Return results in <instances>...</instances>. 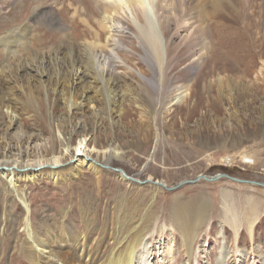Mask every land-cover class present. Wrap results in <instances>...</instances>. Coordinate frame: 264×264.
I'll return each instance as SVG.
<instances>
[{
	"label": "rangeland",
	"instance_id": "1",
	"mask_svg": "<svg viewBox=\"0 0 264 264\" xmlns=\"http://www.w3.org/2000/svg\"><path fill=\"white\" fill-rule=\"evenodd\" d=\"M37 1L17 0L0 8V96L10 98L18 114L10 120L7 108L0 105V161L45 162L62 155L61 170L75 164L74 155L81 145L85 150V142L114 152L106 164L103 154L86 150L102 163L99 172L83 167L58 178L49 173L30 180L23 176L15 187L2 183L0 176V264H34L27 250L36 238L60 244L70 240L79 255L81 248L94 250L102 237L100 254L106 256L121 207L127 213L152 214L136 264H264V186L226 177L174 190L137 182L153 179L173 187L200 174L227 173L264 183V0H251L249 10L243 8L257 12L243 31L217 39L209 1L192 0L187 12L179 1L170 2L176 39L159 103L152 86L159 83L158 77L135 52L120 54L127 66H98L105 79L117 78L115 91L104 81L93 80L92 85L88 79L83 86L64 90L60 81L70 82L69 67L77 57L73 43L90 38L92 29L78 18L63 28L37 19L40 10L43 16L56 13L64 20L74 12L68 8L70 0H43L37 12ZM71 1L85 8L93 22L98 9L94 0ZM191 25L201 36L193 34ZM34 38L40 46L33 44L28 52ZM68 43L73 45L71 56L53 55ZM33 54L38 56L37 70L21 71L20 61L25 64ZM184 89L187 96L175 103L174 96ZM83 93L90 100L83 99ZM72 102L76 107L69 105ZM113 168H122L134 181L124 180ZM252 206L259 220L250 235L243 217ZM179 207L184 213L180 224L175 219ZM196 208L203 209L206 218L199 224L191 218ZM225 211L236 213L238 221L228 222ZM183 225L196 233L190 249L184 244ZM234 227H241L237 237Z\"/></svg>",
	"mask_w": 264,
	"mask_h": 264
},
{
	"label": "bare ground",
	"instance_id": "2",
	"mask_svg": "<svg viewBox=\"0 0 264 264\" xmlns=\"http://www.w3.org/2000/svg\"><path fill=\"white\" fill-rule=\"evenodd\" d=\"M12 1L15 2L17 0L1 1L0 8L5 6L10 7L12 5ZM94 1L98 9L95 15L93 16V22L89 21L88 18L89 15L84 10L85 8L81 9L80 5L76 1L72 2L70 0L68 4V8L69 7L74 8V12L70 20H64V18L61 15L59 16L56 13L46 14L43 16L42 10H40V8L43 7L42 5L43 0H38L36 3L37 6L35 5L36 11L37 12L38 10L41 11L37 13L36 18L38 19L42 17L43 21H45V23L48 22L49 25H53V26L57 25L58 27L63 28L64 26L66 27L68 25H73L71 21H75V19L78 18L81 22L91 26L92 36L90 38L88 37L84 38L85 40L79 44H75L73 43V41L71 42L74 44L75 51L77 52V57L76 59H74L75 64H71V67H69L70 70L72 71L70 82H67L65 80L60 81L61 85L64 87V90L65 87L75 88L77 86L78 87L83 86V84L86 83L87 81L88 82L91 81L92 84L93 80H95V82L96 80H99V83L100 81L101 82L104 81V84L106 83V86L109 89L115 91V88L119 85V81L116 80L117 78L105 79L104 73H102V75H99L98 66L101 63H103L106 66L109 65L111 68L116 67L118 64L127 66L124 58L120 54L123 53L127 55L128 53L135 52L140 56V58L143 61H145V63L146 62L148 63L147 65L148 67L151 68L150 70L156 73L155 75L156 78L158 77L159 83L158 84L157 82L152 83L153 84L152 86H154L155 93L157 95V99L159 103L163 96V87L161 82H163V80L165 79L164 77L166 75V72L170 68L171 65L170 61L172 59L171 56L172 42L176 39V37H174L175 33H173L172 31L173 27H171L172 13L169 7V3L174 0H94ZM177 1H179V4L182 5L180 9H182L183 12H187L189 8L194 4L193 3L192 5H190V2L192 0H177ZM196 1H202V2L205 1L206 3L209 2L211 3V7L213 10V15L210 19L212 23L211 26L213 28L212 35L216 39L217 37L220 36L222 37L223 35L232 38L234 34L236 35V32H238V30L242 29L243 31V29L249 26L246 24V20L254 18V16L257 15L256 11L255 12L252 11L253 9L248 12L243 11V8L245 9V7L249 10V6H251V0H196ZM190 19L192 21H196L197 18L195 16L190 15ZM191 27L194 35L201 36L199 30H196L195 27H193V25H191ZM26 28H23L22 31L21 30L20 31L22 33L25 32L26 34L28 32L26 31L27 30ZM239 38L240 37H238V39ZM34 39L35 40H33V42L31 43L30 48L29 46H27L26 48L28 52L32 50L31 48L33 44L35 48L40 46V40H38V38L37 39L34 38ZM129 44H134V46H137V50L131 48ZM63 46H64L63 48L62 46L57 48L54 51L53 55L56 56L57 58L60 55L61 56L60 59H63L66 56L68 57L71 56L72 54L70 53V50L71 49L73 50V45L72 44L69 45L68 43L67 45H63ZM78 53L82 55L81 58L79 57ZM50 56L51 55L45 58L46 62H50L51 59ZM37 57H38L37 54H33L30 60L25 61V64L23 61H20L19 66L22 63V65L20 66L21 71H28V69L37 70V67L34 65L37 64L34 63L38 59ZM45 59L41 58V62L43 63V60ZM90 62H93V65H90ZM197 65L199 64L198 63L193 64L194 71L196 70ZM263 69H264V64L262 70ZM99 76L101 78H99ZM59 93L62 94L61 91H59ZM187 93H188V89H184L176 93V95L173 98L175 99V103L182 102L184 98L187 96ZM84 94L85 93L82 94L83 99L90 100V98L86 96V94L85 95ZM11 101L12 100L7 96L4 95L0 96V105L2 107L7 108V112L11 115L10 120L14 121V118H17L18 114L14 109L13 105L11 104ZM69 105H71L72 107H76L75 102L74 103L72 102ZM11 125H12V121H10L9 123V126ZM68 142H66L65 153L70 151ZM81 146L80 148L77 149L79 153L77 152V154L74 155V157L76 158L75 164L71 165L67 169L64 168L59 170L60 167L63 166V163L61 161L62 155L54 156L53 158L48 159L45 162H41V161L33 162L31 160H16L13 164L9 165L5 161L3 162L0 161L1 181L7 186L11 185L12 187L13 186L15 187V183L21 180L23 176H25L24 180L26 179L30 180L32 175L41 176L42 174L49 173L48 175L57 176L58 178L62 175L63 176L67 175L69 171H80L83 167H88L90 169H93L95 172H99L103 169V166L101 165L102 163L98 162L91 154L92 153L103 154V156L106 157V161H107L106 164H109L108 161L111 159L110 156H112L114 152L112 149L109 148L100 149L96 146L90 147L88 142H85L84 144L85 150L82 151ZM86 150L91 154L90 153L88 154ZM120 177H122L124 180H128L122 174H120ZM128 181H133V180L129 179ZM23 197L24 196L20 195L18 198L19 201L25 203V199ZM123 206L125 207V205ZM122 208L123 207H121L118 211L120 221H119V226L116 228L114 243L111 247L110 252L106 256L100 254V247H101L100 245L102 243L101 241H103L102 237L95 246L94 250L92 249V251H87L86 249L81 248V253L80 250H78L80 253L79 255L73 252L72 244L70 243V240L64 242V244H60L54 241L48 243L42 241L41 239L36 238L34 239V242H32L30 246H28L27 255L32 258L34 264H136L137 263L136 261H138V252L140 250L139 247L142 245L149 231L148 222L150 221V218H152L151 217L152 214L149 213L150 211H147L145 212L147 213L146 215H142L143 213H139L137 210L132 211V209H131L132 212L130 211L131 213H127L128 209L125 211ZM189 208L190 207H188V209ZM195 210L196 211L192 214L191 218L192 221H194V224H199L200 222H203L206 218L205 215L203 214V209L199 210V208H196ZM225 213L227 218L226 220H228V222L238 221L237 219H235V217L237 216L236 213L232 214L228 211H225ZM175 216H176L175 219L180 224L184 217L183 209L181 207H179L176 210ZM243 218L244 221H246V226H247L246 228L249 231V234L252 235L256 227V224L258 223L259 220L258 209L252 206L250 209V213H246ZM150 223L152 222L150 221ZM233 229L235 230L234 231L235 236L236 237L239 236L241 227H234ZM182 230H183L182 236H183L184 244L188 246V248L190 249L196 238V233L194 232L192 233V231L189 232L188 227L184 225Z\"/></svg>",
	"mask_w": 264,
	"mask_h": 264
},
{
	"label": "water",
	"instance_id": "3",
	"mask_svg": "<svg viewBox=\"0 0 264 264\" xmlns=\"http://www.w3.org/2000/svg\"><path fill=\"white\" fill-rule=\"evenodd\" d=\"M75 159V158H74ZM74 159H72L71 161H73ZM115 171H120L121 174L127 178V179H130V180H133L134 181V178H132L131 176L127 175V173L122 169V168H113ZM221 177H226V178H229L233 181H236V182H240V183H248V184H258V185H261V186H264V183H259V182H256V181H251V180H244V179H239V178H235V177H232L231 175L227 174V173H218L216 175H213V176H208V175H205V174H200L198 175L195 179L193 180H187V181H183L181 182L180 184L176 185V186H173V187H168L166 185L165 182L163 181H157V180H153V179H145L143 181H138L139 183L143 184V183H147V182H151L155 185H158V186H161L162 188L166 189V190H174L176 188H178L179 186L183 185V184H192V183H196L198 182L199 180L201 179H204V180H207V181H216L218 180L219 178Z\"/></svg>",
	"mask_w": 264,
	"mask_h": 264
}]
</instances>
